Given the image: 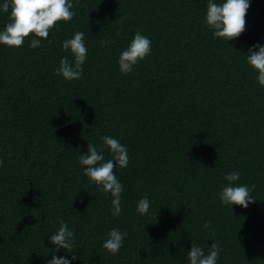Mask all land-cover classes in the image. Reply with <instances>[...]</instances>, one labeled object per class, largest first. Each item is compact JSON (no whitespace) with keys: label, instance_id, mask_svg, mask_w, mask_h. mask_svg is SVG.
I'll list each match as a JSON object with an SVG mask.
<instances>
[{"label":"trees","instance_id":"trees-1","mask_svg":"<svg viewBox=\"0 0 264 264\" xmlns=\"http://www.w3.org/2000/svg\"><path fill=\"white\" fill-rule=\"evenodd\" d=\"M0 264H264V0H0Z\"/></svg>","mask_w":264,"mask_h":264}]
</instances>
